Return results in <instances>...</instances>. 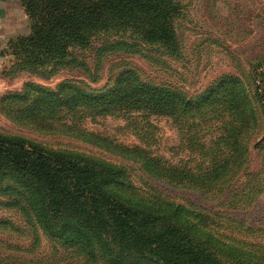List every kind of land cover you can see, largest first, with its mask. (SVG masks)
<instances>
[{
  "label": "trees",
  "instance_id": "1",
  "mask_svg": "<svg viewBox=\"0 0 264 264\" xmlns=\"http://www.w3.org/2000/svg\"><path fill=\"white\" fill-rule=\"evenodd\" d=\"M19 2L30 28L27 36L18 38L19 45L28 55L27 64L35 68L66 58L71 47L84 49L93 35L102 33L156 46L171 57L180 52L174 28L183 11L179 0ZM32 18L37 19L35 25ZM260 74L255 92L250 89L247 96L239 82L228 78L196 101L154 87L131 70L121 71L114 87L102 93L63 84L54 93L35 91L37 96L30 102L29 93L14 97L25 103L16 114L28 122L26 127L115 152L121 160L53 149L0 132V209L18 214L23 221L18 234L23 238L3 242L10 254H0V264H249L243 258L247 244L221 232L226 229L221 226V220L227 222L224 214L175 202L150 187L140 190L126 163L136 165L153 181L212 195L214 185L219 181L226 185L247 164L249 142L240 145L238 140L241 135L247 141L248 132L257 128L258 99L264 107ZM215 94L220 98L212 99ZM216 103L217 114L211 110ZM210 112L218 121L215 130ZM226 112L238 122L226 123ZM205 113L207 125L202 119ZM106 117L124 120V128L131 130L137 144L115 145L84 129L85 120L96 123ZM152 118L171 120L178 138L182 134L188 138L183 145L197 157L196 162L170 163L156 154L151 148L157 132ZM0 226L15 229L6 220H0ZM43 242L46 252L41 250ZM262 249L263 261L264 245Z\"/></svg>",
  "mask_w": 264,
  "mask_h": 264
},
{
  "label": "rangeland",
  "instance_id": "2",
  "mask_svg": "<svg viewBox=\"0 0 264 264\" xmlns=\"http://www.w3.org/2000/svg\"><path fill=\"white\" fill-rule=\"evenodd\" d=\"M179 1L183 11L174 21L180 45L179 55L175 57L167 56L156 46L139 44L127 36L102 33L93 35L84 49L71 47L66 58L35 68L27 64L28 55L20 47L18 38L0 45L3 56L0 61V132L22 136L53 149L85 152L111 162H120L115 152L85 145L65 135L41 134L26 127L28 122L21 121L16 114L25 103L13 98L29 93L30 102L37 96L35 91L43 89L54 93L63 84L86 93L106 92L114 87L117 75L123 70H131L137 78L150 85L177 91L192 101L198 100L215 89L221 80L228 78L241 84V92L245 96L250 89L255 92L258 74L261 72L264 75V0ZM32 20L35 25L37 19ZM213 98L220 96L215 94ZM261 105L258 99L255 108L257 128L249 131L252 135L248 132L247 141L242 140L241 135L238 140L240 145L249 142L247 164L241 165V171L226 185L220 184V181L214 185L212 195L153 181L141 173L136 165L126 163L133 170V184L140 190L147 191L150 187L175 202L224 214L227 222L221 220V226L226 225V229H221V232L247 244L243 258L250 260L249 264H264L259 253H263L264 245V107ZM218 106L216 103L215 108L211 109L216 114ZM213 112H210V116H213L215 130L218 121ZM207 118L208 115L202 118L204 125L208 124L205 122ZM151 120L157 128L156 143L151 146L156 154L170 163L179 160L183 163L196 162L197 157L191 155L183 145L187 137L182 134L178 138L171 120ZM84 122L86 131L101 134L115 145L137 144L131 130L124 128V120L106 117L96 120V123L89 120ZM225 122L232 124L238 121L228 114ZM245 130L246 127L242 128V133ZM202 133H207L206 129ZM182 138V146L177 151ZM197 162L200 163V159ZM224 186H228V189L219 191ZM0 220L10 221L15 226L12 230L0 226V254L8 255L10 252L6 251L3 242H20L23 236L18 234H21L23 221L18 214L1 209ZM250 244L260 247L253 249ZM43 249L48 251L45 242L41 247ZM232 254H235V250H232Z\"/></svg>",
  "mask_w": 264,
  "mask_h": 264
},
{
  "label": "crops",
  "instance_id": "3",
  "mask_svg": "<svg viewBox=\"0 0 264 264\" xmlns=\"http://www.w3.org/2000/svg\"><path fill=\"white\" fill-rule=\"evenodd\" d=\"M29 32V22L19 0H0V45L27 36ZM2 60L3 56L0 54V61Z\"/></svg>",
  "mask_w": 264,
  "mask_h": 264
}]
</instances>
